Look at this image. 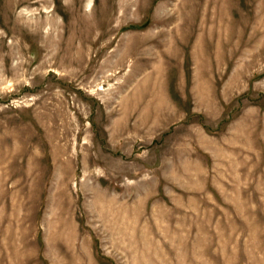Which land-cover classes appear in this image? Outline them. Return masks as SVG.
Here are the masks:
<instances>
[{
  "label": "rangeland",
  "instance_id": "374dc122",
  "mask_svg": "<svg viewBox=\"0 0 264 264\" xmlns=\"http://www.w3.org/2000/svg\"><path fill=\"white\" fill-rule=\"evenodd\" d=\"M0 264H264V0H0Z\"/></svg>",
  "mask_w": 264,
  "mask_h": 264
}]
</instances>
